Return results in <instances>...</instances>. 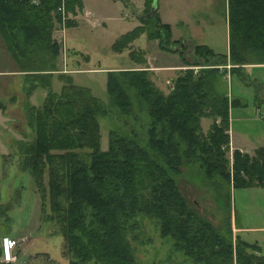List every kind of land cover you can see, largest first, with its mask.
Returning a JSON list of instances; mask_svg holds the SVG:
<instances>
[{
  "label": "trees",
  "instance_id": "trees-1",
  "mask_svg": "<svg viewBox=\"0 0 264 264\" xmlns=\"http://www.w3.org/2000/svg\"><path fill=\"white\" fill-rule=\"evenodd\" d=\"M154 1L142 0L139 24L111 44L115 50L128 47L132 62L145 63L143 50L129 45L140 34L167 51L183 48L159 19ZM81 7V0H0V37L21 72L20 110L28 128L16 144V166L30 176L38 195L39 224L49 238L59 237L58 255L65 264H135L127 233L144 215L156 221L173 250L191 259L189 264H264L260 245L232 232L229 208L230 189L264 186V146L251 155L236 148L226 155L227 96L215 88L226 69L213 61L220 57L239 78L245 64L264 63V0H227V54L193 44L192 54L202 60L193 64L201 66L178 73L165 93L146 65L107 69L106 103L56 65L53 23L60 21L61 8L74 14ZM36 88L42 98L31 103ZM112 115L126 128H109L101 149L97 118ZM201 116L212 119L206 133ZM194 163L211 185L221 229L199 215L176 184L180 167ZM10 205L0 202L1 225H8ZM3 228L0 233H9ZM50 253L37 248L25 264H61Z\"/></svg>",
  "mask_w": 264,
  "mask_h": 264
},
{
  "label": "rangeland",
  "instance_id": "rangeland-1",
  "mask_svg": "<svg viewBox=\"0 0 264 264\" xmlns=\"http://www.w3.org/2000/svg\"><path fill=\"white\" fill-rule=\"evenodd\" d=\"M113 2L115 3L113 4ZM123 2L126 1L123 0ZM81 3L82 7L84 5L92 11L91 19L81 20L80 17H76V13L71 14L61 8L59 10L60 21L53 23L52 37L59 46L56 65L58 70L62 69L61 62L64 61L63 58L66 54L68 67L78 66L68 69H80L77 71L71 70L73 71L72 79L74 83L87 86L91 94L101 101L105 103L108 101L104 68L146 65L144 68L149 71V77L154 85L165 93L170 89L172 79L178 73L185 68H191L195 72L201 66L193 64V62L202 63V60L192 54V45H189L188 42L184 41L181 44L183 48L179 49L181 51L178 53L174 51L176 49L167 51L160 48L156 39H147L144 34L138 35L129 45L131 48L143 50L145 63L132 62L128 47L115 50L111 46L112 42L121 33L129 30V20L133 19L128 14L129 10L124 8L120 0H81ZM123 12L126 13L127 18H122ZM66 20L69 21L70 25H66ZM62 33L65 52L61 46L62 42L58 41L62 38ZM0 39L3 43L1 37ZM178 47H180L179 44L173 45V48ZM77 53H80V56L76 55ZM69 60L71 61L69 62ZM147 60L152 63V66L156 63L169 62L178 63V67L168 70H155L153 68L154 70H152L149 68L150 63ZM221 60L220 57L213 58L214 66L219 69H226L217 78L215 88L219 92H225L227 96V120L229 107L232 105L229 102L233 98L231 94H240L239 100L245 103L246 106L234 107L232 126L234 129L238 127L237 129L244 131L251 141L264 142V66L243 68L240 72L242 76L239 78L236 74H229V64H222ZM58 63L60 66H58ZM65 72L71 74L67 70ZM17 83L19 84L17 77L10 74H0V100L4 103L5 108H11V102L13 101H17L16 104L18 102L21 104L23 97L21 91L14 94L13 100H10L8 94H6L13 88L15 91ZM58 86L59 82L53 79V90H57ZM41 91V88H36L30 94L32 97H28L29 101L39 103L42 98ZM257 105L259 108L254 110ZM12 109L15 115L13 123H0V144L9 133L10 135L14 133L13 129L19 132L28 131L21 114L20 105L19 110ZM137 113L140 117H145L144 112ZM114 116L112 115L111 118L109 116H99L97 118L101 149L106 147L107 130L115 125L117 126V124L120 127L122 126L120 120H115ZM216 119L218 118L216 117ZM211 121L212 119L209 116L199 118L202 132L206 133ZM3 124L5 126L10 125L8 131L2 128ZM140 131L143 133L144 128H141ZM226 132L228 134V126ZM227 145L226 155L230 158L231 150L235 148H231L229 145V134ZM200 176H202V171L197 168L196 163L186 167L181 166L180 173L176 176V184L192 208L203 218L221 229L222 213L214 202L211 185L207 180L201 179ZM7 200L11 203L10 208L6 211L10 220L7 226L0 224V231L4 230L3 227H5L11 235L16 237L17 243L12 249L13 253L17 254L15 264H25L26 260H31L37 248H47L51 252L50 255H55L56 260L61 264H65V260L57 252L59 237L49 238L46 229L43 228L44 225L41 224V226L38 222V195L32 188L30 176L26 172L17 169L16 158L13 157V154L5 155L3 158L0 155V202ZM229 208L232 232L239 233L247 241H256L260 245V251L264 254V186H245L230 189ZM137 223V229H134L132 233L131 231L127 233V238L133 247L135 264H189L191 262V259L184 256L180 251L172 249L171 240L168 237L159 235L157 223L153 218L144 215L137 216Z\"/></svg>",
  "mask_w": 264,
  "mask_h": 264
},
{
  "label": "crops",
  "instance_id": "crops-1",
  "mask_svg": "<svg viewBox=\"0 0 264 264\" xmlns=\"http://www.w3.org/2000/svg\"><path fill=\"white\" fill-rule=\"evenodd\" d=\"M120 0V3L129 10L128 14L132 16L133 19L129 20L130 28L136 24H139V16L142 11V0ZM115 2H113L114 4ZM155 8L156 12L159 16L161 22H165L169 24L171 38L172 39H180L181 44L185 41L188 42L189 45L193 44H205L212 48L213 51L219 53L227 54L228 50V17H227V0H155ZM76 17H80V19H91L92 11L83 7L76 12ZM127 18L126 13H122V18ZM80 20V21H81ZM127 20V19H126ZM128 21V20H127ZM78 24V21H77ZM129 28V29H130ZM65 46V45H64ZM67 47V46H66ZM65 52V51H64ZM77 53L76 55H79ZM147 54V53H146ZM82 56V55H81ZM78 58V57H77ZM146 58V56H145ZM147 59V58H146ZM63 62H61L62 69L61 71H69L71 70L77 71L80 69H68V68H76L78 66L68 67V60L65 57L63 58ZM76 60V58H75ZM71 60H69L70 62ZM148 61V60H147ZM149 68L152 70L162 69H175L178 67V63H156V65L152 66V63L148 61ZM58 66L59 63H58ZM261 67L264 66V63H249L244 66V68H252V67ZM61 68V67H60ZM111 68H119V67H109L104 68L105 71ZM154 68V69H153ZM17 66H15L14 62L6 52L4 45L0 39V74H10L17 79H20L21 72L17 70ZM94 69V68H93ZM15 91L13 89L9 90L8 96L17 94L20 92L19 84L15 85ZM43 91H41V95ZM234 103L229 107L228 111V134H229V145L231 148H237L240 151L247 152L249 155L253 153V149L256 146H264V142L251 141L248 136L245 135L244 131H240L239 129H234L232 126L233 122V109L245 107L246 104L241 102L240 94H231ZM32 97V96H29ZM17 101L11 102V108H5L0 110V123L8 122L9 124L13 123L15 120L14 110H19V102ZM255 106V105H253ZM259 108L254 107V110ZM236 118V116H235ZM238 118V116H237ZM3 124L2 128L8 131V126ZM14 128V127H13ZM12 135L10 133L0 144V155L3 158L5 155L13 154V157L16 151V144L19 139H21V133L13 129ZM256 142V143H255ZM3 236L7 238H16L10 233H0V241ZM1 245V242H0Z\"/></svg>",
  "mask_w": 264,
  "mask_h": 264
},
{
  "label": "built area",
  "instance_id": "built-area-1",
  "mask_svg": "<svg viewBox=\"0 0 264 264\" xmlns=\"http://www.w3.org/2000/svg\"><path fill=\"white\" fill-rule=\"evenodd\" d=\"M61 41V46L64 51V42H63V33H62V38L58 39V41ZM1 254H0V261L6 263V264H15L16 263V258L17 254H14L12 249L14 245L17 243L16 238H7L6 236H3L1 238Z\"/></svg>",
  "mask_w": 264,
  "mask_h": 264
},
{
  "label": "water",
  "instance_id": "water-1",
  "mask_svg": "<svg viewBox=\"0 0 264 264\" xmlns=\"http://www.w3.org/2000/svg\"><path fill=\"white\" fill-rule=\"evenodd\" d=\"M152 10V9H151Z\"/></svg>",
  "mask_w": 264,
  "mask_h": 264
}]
</instances>
